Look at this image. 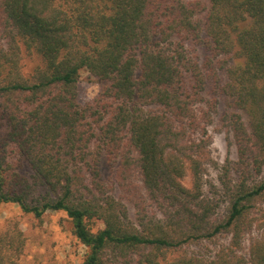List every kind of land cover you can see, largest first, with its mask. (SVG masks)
<instances>
[{"label":"trees","instance_id":"16d2710c","mask_svg":"<svg viewBox=\"0 0 264 264\" xmlns=\"http://www.w3.org/2000/svg\"><path fill=\"white\" fill-rule=\"evenodd\" d=\"M202 44L243 59L220 84L240 172L223 212L204 192L217 101ZM82 70L103 82L84 103ZM263 174L264 0H0V205L65 211L87 248L81 264H161L225 234L207 263L172 264H264ZM9 250L0 236V264Z\"/></svg>","mask_w":264,"mask_h":264},{"label":"rangeland","instance_id":"374dc122","mask_svg":"<svg viewBox=\"0 0 264 264\" xmlns=\"http://www.w3.org/2000/svg\"><path fill=\"white\" fill-rule=\"evenodd\" d=\"M248 23L250 19L246 22ZM198 53L208 76L206 95L217 101V112L211 126L212 159L206 167L204 192L220 201L223 212L226 206L227 187L239 180L240 172L235 139L224 123V117L234 109L233 101L220 84L228 81L227 66L242 62L243 59L237 55L216 56L204 44L198 46ZM209 59L212 60L209 63L213 64L212 67L206 66ZM23 64L26 70H30L35 66L36 61L31 56H25ZM213 70H218L221 83L215 78ZM102 85L103 82L100 79L89 71L82 70L79 82L81 102L95 98L100 93ZM243 114L245 121L249 124L248 110H244ZM186 183L191 184L190 177L186 179ZM90 225L94 231L103 226L100 221L92 222ZM261 230L259 226H256L252 235L259 236ZM0 236L5 238L10 248L11 259L8 264H81L87 251L86 246L73 232L69 216L62 210L50 211L42 217H36L33 213L24 212L15 203H4L0 205ZM249 239L250 236L243 241L241 252L244 254L249 252ZM230 240L231 237L225 234L213 240L187 245L179 251H170L166 257H161V264H172V261L182 254L200 257L207 263L223 246H228Z\"/></svg>","mask_w":264,"mask_h":264}]
</instances>
